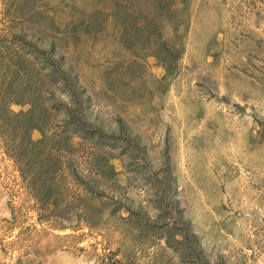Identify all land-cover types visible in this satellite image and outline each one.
<instances>
[{
  "label": "rangeland",
  "instance_id": "374dc122",
  "mask_svg": "<svg viewBox=\"0 0 264 264\" xmlns=\"http://www.w3.org/2000/svg\"><path fill=\"white\" fill-rule=\"evenodd\" d=\"M0 264H264V0H0Z\"/></svg>",
  "mask_w": 264,
  "mask_h": 264
}]
</instances>
